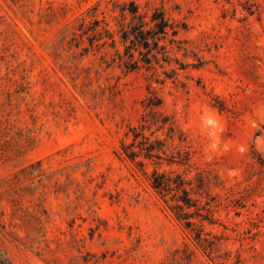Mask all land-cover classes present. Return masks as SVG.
<instances>
[{
  "label": "rangeland",
  "instance_id": "1",
  "mask_svg": "<svg viewBox=\"0 0 264 264\" xmlns=\"http://www.w3.org/2000/svg\"><path fill=\"white\" fill-rule=\"evenodd\" d=\"M128 1L0 0V256L264 264V0H137L180 25L150 68L125 55ZM96 20L115 46L91 44ZM143 124L162 160L124 154ZM155 169L189 183L193 227Z\"/></svg>",
  "mask_w": 264,
  "mask_h": 264
},
{
  "label": "trees",
  "instance_id": "2",
  "mask_svg": "<svg viewBox=\"0 0 264 264\" xmlns=\"http://www.w3.org/2000/svg\"><path fill=\"white\" fill-rule=\"evenodd\" d=\"M253 6H255V3H251L250 7H247L250 13L255 12ZM121 10L125 21L120 24L119 32L125 44V55L131 60L128 64L135 65L140 62V60L134 59V50H139L140 54L143 55L141 60L145 64H148L149 68L153 67L154 62L158 63L160 61V55L163 60L168 61V46L166 43L161 42L162 40H166L170 34L173 36L170 42H176L175 37L180 33V25L171 22L162 8H154L150 15L141 12L137 0L128 1ZM128 16L131 19L126 21ZM100 23V20L94 21L95 25L92 28L94 35L90 38L91 44L95 40L108 37L112 39V44L115 46L116 41L113 31H111L108 25L100 28ZM128 42L130 43L127 44ZM168 120L164 119L162 121L161 129L165 127ZM146 128H149V124L130 127L129 133H133V140L129 143L126 141L122 143L123 152L133 161H137L139 156H144L146 159L157 158L162 160L163 155L166 154L165 143L160 138L152 139L150 136H147L144 132ZM168 129L170 133L174 131L172 125ZM138 163L141 166L145 165L144 161H138ZM151 184L163 196L176 190L177 193L174 195L177 196L176 204L173 208L177 210V217L185 222L187 228L195 225L192 219L195 212L190 211V209L192 207L197 208V201L190 196V190L187 187L189 183L181 175L171 176L165 171L155 169L151 174ZM197 238L202 240V230L198 231ZM0 264H10V262L3 256H0Z\"/></svg>",
  "mask_w": 264,
  "mask_h": 264
}]
</instances>
